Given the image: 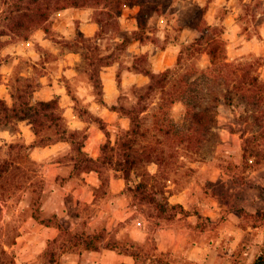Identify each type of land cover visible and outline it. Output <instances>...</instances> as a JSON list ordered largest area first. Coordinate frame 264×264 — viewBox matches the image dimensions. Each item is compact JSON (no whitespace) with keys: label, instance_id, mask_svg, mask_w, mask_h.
<instances>
[{"label":"crops","instance_id":"crops-1","mask_svg":"<svg viewBox=\"0 0 264 264\" xmlns=\"http://www.w3.org/2000/svg\"><path fill=\"white\" fill-rule=\"evenodd\" d=\"M252 1L197 0V6L188 14L178 11L185 18L177 28L178 36L171 39L168 35L176 18L169 20L164 12L153 13L147 17L149 38L145 41L134 35L138 29L139 5L125 6L118 16L120 29L130 37L124 50L118 48L122 40L119 34L110 38L97 36L100 25L90 8L56 10L47 21L50 32L38 27L27 39L5 44L1 48L4 57L0 61V98L12 105L15 102L13 94L28 87L31 104L56 101L59 134L55 133L56 126H49L37 135L33 122L25 115L0 128L6 142L14 141L16 136L20 138L27 146L29 161L38 167L45 181L41 207L60 210L62 220L69 218L70 230L78 226L84 210L89 208L92 216L87 220L88 232L103 229V243L108 240L123 242L129 237L128 240L151 244L153 252L184 250L185 257L193 264H213L211 256L220 259L222 264L226 261L227 264H252L264 247V171L256 176H253L254 170L242 172L240 152L228 156L233 160V170L221 160L219 149L216 154L196 162L195 171L186 176L184 184L167 179L163 196L169 209L172 205H180L185 211H178L174 221L169 216L166 220L153 204L134 198L120 170L100 163L102 146L114 145L111 134L130 128V119L121 101L122 89L145 87L151 81L150 75L133 66L134 58L142 54L147 56V65L153 73L172 66L181 44L194 40L197 30L190 21L200 18L195 11L206 4L203 14L206 21L223 26V36L229 33V40L241 39L238 21L242 9L239 5L244 4L246 8ZM222 11L224 15L220 18ZM156 17L154 22L152 18ZM77 33L92 45L77 44ZM244 50H248L247 45L239 46L238 43L230 49L238 54ZM86 54L97 61L98 86L91 78ZM179 104L180 116L182 103ZM42 135L52 138L30 145ZM238 140L237 149L241 146L240 138ZM222 141L226 147L236 144L235 137ZM85 157L94 160V166ZM146 167L150 175L156 174L159 168L155 162ZM208 221L223 225L215 244L206 241L208 230L204 223ZM42 226L41 233L35 238L27 236L25 241L33 244L59 237L61 229L53 222ZM228 226L232 229L226 228ZM228 231L232 234L229 247H221ZM100 249L95 257L100 264L135 262L131 255L104 244Z\"/></svg>","mask_w":264,"mask_h":264},{"label":"trees","instance_id":"trees-1","mask_svg":"<svg viewBox=\"0 0 264 264\" xmlns=\"http://www.w3.org/2000/svg\"><path fill=\"white\" fill-rule=\"evenodd\" d=\"M158 2L159 0H19L13 2L9 10L11 15L8 18L12 22L8 26L9 31L2 34L14 36L16 40H23L38 27L50 32L47 21L54 11L67 6H93L100 10L98 15H93L100 25L97 36L107 35L110 38L119 34L122 40L118 42V48L124 50L130 37L127 32L120 29L118 23V16L123 8L132 5L140 6L138 29L134 35L141 41H145L149 38V35H146L148 12H144L143 9L162 14L163 3ZM206 5L195 11L200 18H192L190 23L197 30L196 36L192 42L181 44L177 59L172 66L159 73H153L145 64L148 63V59L144 54L133 60L135 68L151 77L150 83L146 86L148 93L156 90L166 101L165 104L159 105L157 112L153 114L151 123L153 139L144 143H141L139 139L142 133L139 113L147 106L142 105L128 110L123 108L130 119L127 135L116 147L110 143L104 144L103 154L100 157L102 166H114L121 171L127 189L134 198L153 204L161 214H168L169 217H173L177 210L183 213L185 211L180 205H172L171 211L168 212L169 207L163 196V186L171 173L183 167L184 155L201 149L214 123V110L218 103L224 102L231 107L233 105L242 107L246 112H250L253 120H260L259 123L262 122L260 113L264 114V81L254 71L253 63L228 58L223 26L209 24L206 21L203 17ZM223 15V11L219 13L220 18ZM75 41L82 46L89 45L88 39L79 33ZM3 45L4 42L1 41L0 47ZM198 53L208 55V64L201 67L190 63L189 67H184ZM85 58L89 59L90 75L95 86H98L97 61L92 55L86 54ZM167 86H169L168 89ZM28 92V87L20 88L17 94H13L15 102L12 105H8L4 99L0 98V127L8 126L12 124L14 118L25 115L30 117L37 135L49 126H56L55 133L59 134L60 122L59 115L55 112L56 101H38L31 104L27 96ZM142 98L143 95H139V100ZM175 102L182 103L180 121L174 120L167 109H164L165 106H171ZM51 138L49 135H42L30 145L44 143ZM11 148L12 144L9 146L10 150ZM246 150L247 147L244 145L245 157ZM11 152L0 156V179L4 172L11 171L13 167L23 173L29 171V168L23 164V158H15ZM85 158L94 166V160ZM151 162L158 164V172L150 175L148 171H144L140 174V179H136L135 170ZM50 223L52 221L46 222V224ZM53 223L61 230L64 228L60 222ZM104 238V230L72 235L76 243L82 244L88 250H98L104 244L105 247L129 254L135 260L138 259L139 251L133 249L132 244L127 245L115 240L103 243ZM10 264L15 263L11 260ZM154 264L170 263L168 260H155ZM252 264H264V248L256 254Z\"/></svg>","mask_w":264,"mask_h":264},{"label":"rangeland","instance_id":"rangeland-1","mask_svg":"<svg viewBox=\"0 0 264 264\" xmlns=\"http://www.w3.org/2000/svg\"><path fill=\"white\" fill-rule=\"evenodd\" d=\"M16 1L19 0H0V42L3 41L4 45L17 41L14 36L2 34L8 32V26L12 24L8 18L11 15L9 10L13 2ZM160 2L163 3L161 9L169 17V20H172L174 17L176 18L173 20V29L169 31L170 35H168V39L176 38L178 36L177 28L185 18L178 11L181 10L184 14H188L190 10L197 6V0H159L158 3ZM243 6L244 4L239 5L242 10L238 21L240 23L242 38L231 41L227 38L229 33L225 36L229 46L227 48L228 58L230 60H247L253 63L254 71L264 81V0H253L249 2L246 8H243ZM65 8H90L94 16L100 13V10L93 6H67ZM143 11L148 12L147 15L151 16L155 13L147 11L145 8ZM157 18L152 19L155 22ZM237 43L239 46L247 45L248 50H244L245 52L242 54L234 51L231 52L230 49L236 47ZM88 44L92 45L90 41H88ZM102 44H104V41H102ZM107 45L110 46V44ZM2 47H0V61L4 57L1 51ZM96 55H98V51H96ZM188 62L184 67H189L190 63L204 67L208 63V56L204 53H198ZM145 64L147 65V63ZM122 92L121 101L125 110L142 105L147 106L144 111L139 113L142 131L139 139L141 143L152 140L153 130L151 123L153 114L157 112L159 105L166 102L165 99L163 100L161 94L156 90L148 93L146 86H128L123 88ZM139 95H143V98L140 100ZM179 103L177 102L176 105L174 103L164 108L167 109L169 115L176 121H180L181 104ZM260 114L262 115L261 123H259L260 120H253L250 112H246L242 107L240 108L235 105L231 107L224 102H219L214 110V123L201 149L197 152H190L184 155L182 158L183 167L175 173H171L170 178L177 181L179 185L184 184L186 176L191 175L196 169L193 165L202 158L216 154L219 149L217 153H219L221 160L224 163L226 162L229 170H233L234 166L233 160L228 158V156L240 152L242 154L240 164L242 172L254 170L253 176H256L259 171H264V114L263 112ZM232 132H235V136H232ZM126 133L125 130H121L111 134L115 139V147L119 145L122 139H125ZM231 137H235L236 144L234 143L227 147L223 146L222 139H229ZM238 138H240L241 144L239 149L235 148L239 141ZM21 143L18 136L15 137L14 141L6 142L0 131V156H4L9 151H12V155L15 158H23V164L29 168V171L23 173L16 167H13L11 171L4 172L3 179H0V264H10L11 260L15 264H100V262L95 260V257H98V252L101 250L100 248L98 250H88L82 244L76 243L72 239L74 233L88 232L87 220L92 216V212L89 208L85 209L82 218L79 219L78 226L74 230H70V227H68L70 225V222H68L69 218L62 220L61 216H59L60 210L42 208L44 200L42 189L45 186V181L38 172V167L29 161L26 145L22 143L21 146ZM10 144H12L11 150L9 149ZM244 145L247 147L244 153L246 157L243 155ZM144 171H147L145 165L138 167L134 175L136 179H139L140 174L144 173ZM149 181L151 182V179ZM161 215H164L166 220L169 219L168 214ZM175 216L172 217L173 221L175 220ZM48 220L60 222L62 227H64L60 231L59 237L53 240L49 238L45 241L34 242L33 244L32 242L25 241L27 236L35 238L37 233H41L43 230L42 225L46 224ZM222 227L223 225L219 226L215 222H205L204 228L208 230V233H205L207 235L206 241H211L212 244H215L216 240L220 237L219 233ZM226 228L232 229L229 226ZM97 230L103 229L98 228L94 231ZM195 235L197 234H193V236ZM231 236L232 234L229 231L224 234L221 247H229ZM128 239L130 238L125 237L123 243L127 245L132 244V248L139 251L138 259L130 264H154L155 260L164 259L168 260L170 264H193V262H190L185 257L184 250L177 253L170 249L153 252L151 244ZM24 247L25 249H23ZM151 254H156V256H150ZM210 260L213 261V264H222L217 257L211 256ZM226 262H223V264H227Z\"/></svg>","mask_w":264,"mask_h":264}]
</instances>
